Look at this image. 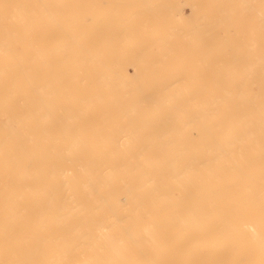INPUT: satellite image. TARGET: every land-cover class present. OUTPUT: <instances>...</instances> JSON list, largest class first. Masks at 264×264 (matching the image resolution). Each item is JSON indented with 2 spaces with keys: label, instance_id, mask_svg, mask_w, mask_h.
<instances>
[{
  "label": "bare ground",
  "instance_id": "bare-ground-1",
  "mask_svg": "<svg viewBox=\"0 0 264 264\" xmlns=\"http://www.w3.org/2000/svg\"><path fill=\"white\" fill-rule=\"evenodd\" d=\"M109 1L0 0V264H179L175 251L194 243L201 258L217 257L208 264H231L240 249L233 264L256 263L264 245L251 241L264 240V222L246 226L260 213L235 193L249 175L264 181V80L249 73L264 70V0H243L250 35L228 32L231 48L214 51L220 35L202 25L206 52L223 64L202 60L188 92L182 73L156 82L153 67L133 60L149 78L137 82L131 63L109 62L108 47L136 31L119 8V22L103 23ZM177 3L149 8L164 20L182 13ZM224 20L214 13L206 23ZM179 34L166 33L159 56L174 55ZM239 67L263 88L225 87L234 74L219 69ZM229 92L244 96L222 105Z\"/></svg>",
  "mask_w": 264,
  "mask_h": 264
},
{
  "label": "rangeland",
  "instance_id": "rangeland-1",
  "mask_svg": "<svg viewBox=\"0 0 264 264\" xmlns=\"http://www.w3.org/2000/svg\"><path fill=\"white\" fill-rule=\"evenodd\" d=\"M127 1L131 3V5L129 4L130 6L128 5L129 7H132V4H133V9L131 10L124 9V5L122 3H125ZM177 1H179L180 4L177 3ZM164 2L165 0H151V1H146V2H143L141 0H135V1L110 0L109 1V3L106 5L105 12L102 15H100L102 18L105 19L103 23L114 24V23L119 22L121 20V17L114 14L115 9L119 8L122 17L125 18L123 21L124 26L128 24L129 26H133L136 29V31L130 35L132 36L131 38L127 37V39L121 40L119 42V45H116L113 49L108 47L107 52L111 53L109 57L110 58L109 62L112 64L131 63L129 65L126 64V66L128 65L127 67H128L130 77L136 76L134 78H137L135 79V81L137 82L147 81L149 80V78L141 77L143 75H146L145 69L140 71L139 73H136L134 71L135 72L134 73L133 72V70H135L134 65L137 67H140L142 64H145V65H149L153 67V70H151V74L149 76L154 77L153 80L156 82H165V81L171 82L173 81V79L174 80L177 79L178 75L183 74L182 76H184V78H182L179 81L181 82L180 86L185 89V92H188L189 88L192 87V85L197 81L196 78L193 77L194 78L193 79L191 76L192 75L197 76L201 72L200 66L203 64L202 60H209L210 62L209 61L207 62L213 65L223 64V62L213 59V56L215 54L212 55L210 53H207L209 52L207 48L208 46L205 47L206 45H204V43L209 39H207V36H205V29L202 27V25H204L209 30L212 29L213 30L212 32H215L216 34L220 35L218 36V39L213 42V44L209 45V47L213 48L214 51L216 50L219 51L224 46L227 48H231V41L228 42V40L226 39V34L228 32H231L232 37L235 38L239 34V30L243 31V25L241 27V22H240L241 20L244 19V17L241 14V6L243 4V0H170V2H173L174 4L177 3L178 5L177 10H180L179 8H181V10L183 9L182 13L181 14L179 13L178 15H171L170 17H166L164 18V20H162V17L154 16L152 14V8H149V7H156L158 5L164 6L163 5ZM134 4H137V5H134ZM189 6L194 7V12L197 14L193 13L192 8H189ZM225 7H227L226 12H224V9H223ZM189 10L191 12H189ZM188 12L189 14L190 13L191 14L189 15ZM214 13H220V16L225 17V20L215 25L207 24L206 21L208 19H211V17L214 16ZM187 29L188 31L189 29L190 31H192V32H189V36L186 35L188 34L186 31H185L186 34L184 32V30H187ZM245 30L250 35V29H249L248 23H247V27ZM245 30L242 32V34L245 32ZM172 31H174L176 34L177 32L178 34L184 33V35L188 37L186 38V36L182 34L174 36L175 41H176V42L174 41L175 42L174 47L176 49V52H174V55L166 54V55L159 56L158 55L159 51L163 50L166 45L165 42L162 41V39L167 37L166 33L172 32ZM242 34H240V37H239L240 39L239 38L236 39V40L239 39V41H236L234 39L235 40L234 42H240L242 38L241 37ZM178 36L180 37V40L179 38H177ZM154 39H157V40H154ZM186 40L188 41L186 42ZM56 41H55L56 44L58 43L60 44V39L57 42ZM146 42H148L149 44L152 43V45L147 48ZM237 45H239V43ZM237 45L232 46V47H237ZM192 48L193 49L195 48L194 49L195 51L193 50L194 52L191 50ZM258 48L261 51V53H264V43L259 42ZM177 50H179L180 52L178 53ZM234 50L235 49L232 48L230 53H232ZM240 50L242 49L237 48L235 52L238 53ZM151 57L154 61H148V59H150ZM133 60L136 62V64L134 65L132 64ZM90 67H91L92 72L93 71L95 73L98 72L96 71L98 68L94 62L90 64ZM108 70H112V69H108ZM221 70L222 69H219V74L223 77H227V76L234 74V77L232 79H223V81L228 84L225 87H232L234 85V82L245 81L246 84L250 86V89H249L250 95H254L256 92H258L259 90L263 88L260 84L253 83L254 81L253 77L252 78L245 77L246 72L243 71L244 70L243 68L239 67L238 73L235 71H232V72L226 71V73H223L221 72ZM130 72L134 73L135 75L133 76V74ZM254 72L258 74V78H263L264 80V70L258 69L256 71H249V73L252 75ZM172 73L173 74L176 73V74L172 75ZM186 74L188 76H186ZM190 74L192 75L190 76ZM187 77L188 79L189 78L190 79L188 80ZM154 86L156 88L157 84H155ZM174 87L178 88V84H176ZM146 88H149V87L147 86ZM175 90L177 91V89ZM223 95L225 97V100H229V102L225 101V103L222 105L234 104L233 103L234 98L241 99L244 96L243 94L238 93V92H229L228 94H223ZM249 120L251 121L250 118ZM249 162L250 161H247L246 163L248 164ZM252 163L250 162L248 165L246 164L247 172L249 170V173L254 171L253 167L255 164H252ZM257 164H258V169L256 170H258L259 173H261L262 167L259 165L258 161H257ZM257 177H252L250 175L247 176L245 183H247V181L249 183L246 184L245 190L235 193L237 203L239 204V206H243L245 204L249 206L247 208H248V211L251 210L250 215L252 214L251 212L254 211L255 209H257V214L260 213L256 216H253L252 214L251 217H248L246 221L248 224L246 223L245 224L246 226H249L252 223L255 225H259L264 222V192H263L264 191V181H261L260 179L261 177H259V175ZM230 180L233 183H236L237 179H230ZM260 190L261 192H259ZM243 193L247 195H243ZM250 195L251 196L253 195V196L251 197ZM255 196L257 197L255 198ZM251 200H255V201H251ZM216 202H218L217 203L218 205L222 203V198L220 197V195L219 196L217 195ZM218 210H219L218 213L220 215H226V216L228 215V210L222 211L221 208H218ZM256 217H258V219ZM3 222L4 221H0V225L3 224ZM48 230L49 228L44 229L41 233L47 234ZM254 239H252L251 241L252 243L256 242V244L264 245V240H261L260 237L254 238ZM169 245L171 246L172 244H169ZM25 246H26V243L23 247ZM172 247L176 248L177 246L173 244ZM202 247H203L202 243H194L191 246H184L183 247L184 251H187L188 253L183 252V251H175V253L178 254L179 256V258H176L175 260L179 262V264H208L210 263L209 261H218L217 257H214V256L210 257L209 260H206L205 258H201L200 248ZM179 248H182V247L179 246ZM238 251L239 253L236 256L239 255V258L236 261H233L231 258H229L231 261V264L238 262L239 259L241 258L242 250L240 249ZM233 258H237V257H233ZM260 258L262 259L263 257H258L257 259H255L256 263L255 262L253 263L257 264L260 261H262L263 263L261 262L259 264H264V258L262 260H260ZM223 261H226V260H223Z\"/></svg>",
  "mask_w": 264,
  "mask_h": 264
}]
</instances>
